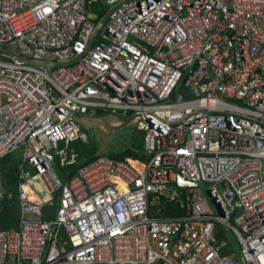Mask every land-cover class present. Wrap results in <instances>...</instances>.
I'll return each instance as SVG.
<instances>
[{
  "label": "built area",
  "instance_id": "2783aa9c",
  "mask_svg": "<svg viewBox=\"0 0 264 264\" xmlns=\"http://www.w3.org/2000/svg\"><path fill=\"white\" fill-rule=\"evenodd\" d=\"M1 49L0 161L22 162L0 264H264V0H0ZM101 113L134 118L144 158L61 179L74 116ZM161 198L184 215L151 216Z\"/></svg>",
  "mask_w": 264,
  "mask_h": 264
},
{
  "label": "trees",
  "instance_id": "16d2710c",
  "mask_svg": "<svg viewBox=\"0 0 264 264\" xmlns=\"http://www.w3.org/2000/svg\"><path fill=\"white\" fill-rule=\"evenodd\" d=\"M106 10L104 8V12L100 16L97 22H100L101 19L106 15ZM102 114V113H101ZM103 117V116H102ZM120 121H126L130 119L129 117H124L123 118H117ZM135 127V126H134ZM99 142L96 141L95 143H85L84 140H79L75 144V148L78 151V163L73 166H68V167H62L61 165V158L60 156H57L56 162H55V169L57 171L60 170V172H63L64 175L67 177V173L70 171H74L72 174H76L77 171L85 165L86 163L94 160L97 158V153L99 152L100 146ZM71 145V144H70ZM89 145V146H85ZM101 145V144H100ZM65 145L62 146V148ZM124 145L119 147L118 149H114L115 151L113 152H105L103 155H109L111 157L119 158V159H125L126 157H135V158H140L143 159L144 155L142 154V151L140 152L141 156L131 149ZM66 147V146H65ZM64 147V148H65ZM15 154V153H14ZM13 155V154H11ZM7 156L3 160L0 161V175L2 177V181L4 184V187L10 191V192H15L18 190L20 181H19V172H18V166L22 162V156L19 155L20 162L18 164H10L8 163V160L10 156ZM87 158V161H84V159ZM72 176V175H71ZM68 179L70 177H67ZM66 179V178H65ZM67 180V179H66ZM18 192V191H16ZM159 203H156L155 205H152L150 214L153 217H159V218H168V217H178L184 215V211H181L175 203L168 202L165 198H161L158 200ZM54 208V207H53ZM53 208H48L46 213L48 214L47 216L49 217L53 212ZM52 212V213H51ZM20 218H21V205L18 201L17 198H14L13 200H7L2 204V208L0 211V224L3 229L6 230H12V229H17L19 227L20 223ZM217 238L219 241L228 238V232H225L223 230L222 226H218L217 228ZM232 243L230 244V247H233V245H236V240L232 238ZM230 251L225 250V254H228Z\"/></svg>",
  "mask_w": 264,
  "mask_h": 264
},
{
  "label": "rangeland",
  "instance_id": "374dc122",
  "mask_svg": "<svg viewBox=\"0 0 264 264\" xmlns=\"http://www.w3.org/2000/svg\"><path fill=\"white\" fill-rule=\"evenodd\" d=\"M110 9H111V7L105 6L106 12H108ZM133 128H134L133 126L132 127H127L126 129H123V130L115 132L114 135H113V138L111 140V143H110L111 148H109L107 152H113V151H115L114 149H118L119 147L124 146V145H126L128 147L129 143H132V146H134L136 144V141L139 142V134L136 131H133L132 130ZM82 129H83L84 134L88 138V142L87 143H89V142L90 143H92V142L95 143L96 141L99 142V140H98L99 139V133H97L98 130H96L94 128H90V127H84V126H82ZM105 130H106V128H105ZM106 136H107V130H106ZM76 143L77 142H72L71 145H70L71 148L76 149L74 147ZM63 145H65V144H63ZM138 145L139 144H137V146ZM85 146H89V145H85ZM19 155H21L20 152H17L15 154L11 155L10 158L7 159L8 163H10V164H18L20 162L19 158H21V157H18ZM56 173L59 174L61 179H63V175H62V172H60V170L59 171L56 170ZM39 183L40 182L36 181L35 184L38 185ZM203 190L206 193L208 203L212 204V200H211V198H210V196H209V194L207 192V186H204ZM41 197H43V195H41Z\"/></svg>",
  "mask_w": 264,
  "mask_h": 264
},
{
  "label": "water",
  "instance_id": "95a60500",
  "mask_svg": "<svg viewBox=\"0 0 264 264\" xmlns=\"http://www.w3.org/2000/svg\"><path fill=\"white\" fill-rule=\"evenodd\" d=\"M118 6L112 7L107 13L106 15L101 19V21L99 22V24L97 25L96 31L90 41L89 44V48L92 47L94 40L96 38V35L98 33V31L100 30V28L106 23V21L108 20L109 16L111 15V13L117 8ZM0 51H6L5 49H1ZM9 53L14 54L13 52L9 51ZM19 59L28 62V63H33L36 64L34 62H31L30 60H27L19 55H16ZM61 65V64H59ZM75 121L82 125V126H88L87 124L89 123L90 120H93L94 122H101L103 124H105L107 126V136H105V142H104V148H102L98 153H97V157H99L100 155L104 154L106 152V150L108 149V144L111 142L112 138H113V133L126 129L127 127H132L134 125V118H130L126 121H122L121 123L117 124L114 122L115 118L112 116H103V117H98V116H78L75 115L74 116ZM102 130V127L100 126V128ZM87 161V159L85 160Z\"/></svg>",
  "mask_w": 264,
  "mask_h": 264
},
{
  "label": "crops",
  "instance_id": "0c3cea01",
  "mask_svg": "<svg viewBox=\"0 0 264 264\" xmlns=\"http://www.w3.org/2000/svg\"><path fill=\"white\" fill-rule=\"evenodd\" d=\"M110 114H108V113H102V114H98V117H101V116H109ZM90 116H93V115H90ZM89 116V117H90ZM118 118H123L124 119V117H118ZM114 122L115 123H117V124H119V123H121V122H118V121H116V120H114ZM102 124L103 123H101V122H94L93 120H90L89 121V123L87 124L88 126H84V127H90V128H94V129H96V130H99V131H97V133H99V143L101 144H99V146H100V149H99V151L102 149V148H104V146H103V142H102V140H104V136L102 137V130L101 129H99L100 128V126L101 127H103L102 126ZM80 125V124H79ZM81 126V125H80ZM82 127V126H81ZM133 127H134V125H133ZM106 128V127H105ZM107 129V128H106ZM133 131H136L138 134H139V142H137L136 141V144L134 145V146H132V143H129V146H131L130 148L132 149L133 148V150L135 151V152H137L140 156H141V154H140V152L142 151V153H143V133H142V131H140V130H138V128L137 127H134L133 129H132ZM113 135H114V133H113ZM88 141H85V143H87ZM137 144H139L138 146H137ZM66 146V145H65ZM64 146V147H65ZM63 147V148H64ZM71 147V146H70ZM129 148V147H128ZM73 150H71V151H69L70 152V155H72V151H74L75 153H77V155H79V153H78V151L76 150V149H74V148H72ZM14 154V153H13ZM129 157H131V156H129ZM61 158V157H60ZM135 158V157H134ZM87 158H85L84 159V161L86 160ZM140 159V158H139ZM73 166V165H72ZM18 172H19V176H20V171H19V167H18ZM74 171H72V172H68L67 173V177H69V175L71 176V175H73L72 173H73ZM62 175H63V178H64V180H66V179H68L67 177H66V175H64L63 174V172H62ZM75 175V174H74ZM66 178V179H65ZM16 191H18V190H16ZM11 192V194H13V196L15 197V198H17L18 199V192ZM45 196H46V193H43ZM54 207V208H53ZM49 208H53V211H54V209H55V205H53L52 207H49ZM52 211V212H53ZM51 212V213H52Z\"/></svg>",
  "mask_w": 264,
  "mask_h": 264
},
{
  "label": "flooded vegetation",
  "instance_id": "af4514ba",
  "mask_svg": "<svg viewBox=\"0 0 264 264\" xmlns=\"http://www.w3.org/2000/svg\"><path fill=\"white\" fill-rule=\"evenodd\" d=\"M116 119V118H115ZM102 137L104 136V140H102V142H103V146H104V142H105V136H106V130H105V127L107 128V126L105 125V124H102ZM99 131V130H98ZM100 132V131H99ZM111 143V142H110ZM110 143L108 144V149L109 148H111V146H110ZM108 149L106 150V152L108 151Z\"/></svg>",
  "mask_w": 264,
  "mask_h": 264
},
{
  "label": "clouds",
  "instance_id": "9594fccd",
  "mask_svg": "<svg viewBox=\"0 0 264 264\" xmlns=\"http://www.w3.org/2000/svg\"><path fill=\"white\" fill-rule=\"evenodd\" d=\"M109 116H111V115H109ZM102 117V116H101ZM113 117V116H112ZM114 118H116L115 116H114ZM116 121H118V122H122V121H120V120H118L117 118L115 119Z\"/></svg>",
  "mask_w": 264,
  "mask_h": 264
}]
</instances>
